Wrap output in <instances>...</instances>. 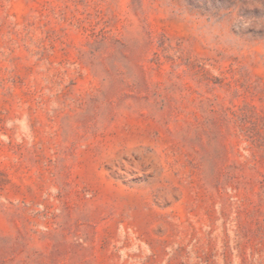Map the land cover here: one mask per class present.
<instances>
[{"label":"rangeland","instance_id":"obj_1","mask_svg":"<svg viewBox=\"0 0 264 264\" xmlns=\"http://www.w3.org/2000/svg\"><path fill=\"white\" fill-rule=\"evenodd\" d=\"M0 264H264V0H0Z\"/></svg>","mask_w":264,"mask_h":264}]
</instances>
